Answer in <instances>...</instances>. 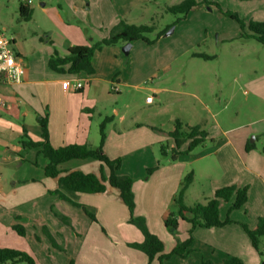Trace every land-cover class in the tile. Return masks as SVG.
Returning <instances> with one entry per match:
<instances>
[{"label":"crops","instance_id":"0c3cea01","mask_svg":"<svg viewBox=\"0 0 264 264\" xmlns=\"http://www.w3.org/2000/svg\"><path fill=\"white\" fill-rule=\"evenodd\" d=\"M183 1L65 0V3L69 5V10L75 14L74 19L80 17L91 29H96V33L89 29L82 30L77 26L76 28L81 31L67 32L65 38L56 37L55 39V31L51 30V35L45 42L47 46L43 49V58L40 60L46 68L42 73L45 78L34 79L38 72L35 69L32 72L27 71L23 60V57H26L25 52L22 49L16 51L23 66L20 82L17 84L0 82V94L6 101V105L0 108V196L6 194L3 172L10 167H14L16 170L23 169L27 173L16 178L14 183L33 179L28 178L32 177L29 176V171L33 168V163L26 155L29 154L28 151L36 152L37 149L24 148L21 141L25 132L34 141L41 140L42 132L38 117H47L49 140L54 148L72 144L90 145L97 148L100 144V124L105 118H111L112 121L106 127V141L103 149L112 160L130 155L136 149L148 148L156 141L160 144L162 138L168 140V151L166 155H163L165 165L162 174L158 175L163 181L161 188H158L161 190L160 196L156 193L157 191L155 192L156 198H161V195L164 197L166 193L168 206L180 189V183L190 171L193 173V182L186 191L185 205L206 203L214 198L217 190L237 185L240 188L248 187V202L251 201V196H255V200L261 208L257 214V221L264 216V148L260 151L257 146H254L255 148L252 150H246L249 144V134L241 131L246 129L247 124L239 123L237 118L240 111L236 110L231 116L230 120L235 125L230 126L220 120V112L211 110L207 96L203 93L202 85L199 84L200 79L197 78L199 74L193 69L186 70V67H178L179 54L177 52L144 53V49L140 46L149 44L137 41L132 46V49L136 48V51L133 55L128 56L123 51L126 43L120 42L105 46L101 51L95 53L92 59L95 71L93 75L85 72L58 74L48 66L49 59L55 51L63 58L68 56L71 48L91 46L100 42L108 35H112L122 20L129 25L152 26L153 23L163 20L165 14H169L166 11L168 7L179 5ZM196 1L200 4L199 8L192 11L186 20L177 23V29L181 28L180 31L185 34V43L189 44L190 49L198 43L199 35L203 30L200 21L192 18L200 17V15L210 16V13L225 17L215 6H207L206 3L218 4L224 11L237 14L245 23L264 21V0ZM26 7L31 9V5ZM188 22L192 26L184 25ZM204 24L203 27H211L212 31H215V24L209 22H204ZM158 25L160 26V24ZM170 25H167L165 29H169ZM159 26L155 27L156 31ZM209 30H205V38L211 35ZM170 35H163L162 39ZM13 40L16 48L17 44L14 38ZM159 40L155 44L161 41ZM177 40L179 44V39ZM26 58L29 66L30 57ZM191 58L200 59L195 56ZM66 81L79 82L84 87L77 92L71 89L64 90L62 83ZM132 91L149 92L156 95L151 103L146 102L150 113L147 121L130 117L128 112L130 104L124 102L125 104L119 107L118 101L127 99ZM148 96L150 95L148 94ZM233 99V96H229L227 101L231 103ZM209 116L214 119L212 125L215 127V132L212 130V125L207 126V117ZM176 122L181 123L183 127L198 126L207 132L208 136L202 150L196 148L189 154L178 156L173 161L171 156L172 149H176L175 141L172 138L157 135L151 130V127L169 133L174 131ZM259 131L264 135V126H261ZM235 132H239V134L232 135ZM208 141H215V143L210 146L207 144ZM189 144L190 141L184 142L177 148V152H185L188 150ZM169 152H171L170 156H168ZM73 161L66 162L67 164L72 163V165L62 164L61 171L82 170L80 165L83 163L79 164ZM42 165L44 166V161H42ZM120 170V175H127L123 173L122 168ZM216 171L220 173L217 174ZM215 173L218 176H214ZM234 174L237 178L234 177ZM154 176V174L151 175V182L155 181ZM198 178L205 179L208 183H205L206 185L201 188L197 187ZM49 180L51 179L49 178ZM51 182L56 188L57 184L53 180ZM226 204L223 202L220 208L221 221L227 219L226 215H222ZM168 206L162 213L163 221L170 215L171 208ZM184 215L187 219L191 218L187 212ZM248 216L247 218V215L244 214L240 218L234 214L231 216L234 223L225 227L196 228L193 231L191 254L185 259L174 255L164 264H204V261L218 264L216 260L220 261V264H224L225 260L230 257H237L244 264H248V261L251 264H258L255 257L257 251L253 248L249 236L242 227V224H245L252 230L258 222L252 221L253 215L250 217L248 214ZM181 225L190 227L187 221L180 219L178 227L181 228ZM179 228L173 233L165 228V233L176 234ZM154 260L159 264L158 258Z\"/></svg>","mask_w":264,"mask_h":264},{"label":"rangeland","instance_id":"374dc122","mask_svg":"<svg viewBox=\"0 0 264 264\" xmlns=\"http://www.w3.org/2000/svg\"><path fill=\"white\" fill-rule=\"evenodd\" d=\"M31 1L33 17L31 21H25L20 16L21 3L18 0H0V31L9 39H15L17 44L16 48L13 45L15 51L22 49L25 56L30 57L29 66L27 58L23 57V60L27 71L32 72L35 69L38 72L34 79L45 78L42 73L46 68L40 60L43 58V49L47 46L45 42L51 35V30L55 31L56 39L65 38L67 32L89 29L96 33V29H91L80 17L74 19L75 14L69 10L65 0ZM211 14L192 18L200 21L203 30L198 43L191 49L188 47L189 44L185 43V34L180 31L181 28L178 30L175 24L178 16L171 13L165 14L160 22L153 23L152 25L160 26L154 33L146 34V37L155 41L157 35L169 24L171 25L168 31L172 30L171 35L165 39L161 37V41L152 44L153 46L140 47L148 54H158L162 51L177 52L178 67L193 69L199 74L197 78L200 79L199 84L202 85L211 110L220 112L219 119L230 126L235 125L230 120L231 116L239 110L237 118L239 123L247 124L246 129L241 131L249 134V144L257 146L262 151L264 135L259 129L264 126V47L255 40L244 39L243 31L236 21L225 15L221 17ZM204 22L215 24V31L213 32L211 27H203ZM184 25L192 26L190 22ZM77 26L81 29L76 28ZM207 29H210L211 35L205 38ZM245 33L250 34L247 29ZM135 51L136 48L131 47L128 56L133 55ZM195 54H206L210 59H192ZM148 94L153 98L156 96L149 92L132 91L127 99L118 101L119 107L126 102L130 104L128 108L130 117L147 121L150 117L146 104ZM229 96L234 97L231 103L227 101ZM227 104L229 105L226 108ZM207 120V126H211L214 119L209 116ZM214 128L212 125L213 132ZM238 134L239 132H235L232 135ZM212 143L215 141L207 142L210 146ZM167 144L168 140L162 138L160 144L156 141L148 148L136 149L130 155L121 157V168L124 170L123 173L127 174L123 176H128L133 181L132 190L136 207L132 217L129 209L114 193L77 194L72 199L74 203L64 200L55 192L57 187L55 188L53 182L44 174L45 158L38 149L36 152L28 151L29 154L26 156L33 163V168L29 171V176L32 177L28 178L33 179L14 183L16 178L24 175V170L10 167L3 172L6 194L0 196V248L21 251L31 257L35 264H150L147 256L133 247L134 244L143 242L144 235L131 219L142 218L148 231L163 242L164 254L170 255L178 241L187 239L190 227L181 225L178 232L172 234V230L167 229L165 221L161 219L164 209L168 206L166 193L164 197L161 195V198H156L155 192L157 191L160 196L161 190L158 188H161L163 181L158 175L162 174L165 165L161 146ZM204 146L197 149L202 150ZM73 162L83 163L80 166L84 173L97 172L100 169V164L92 159ZM153 174L155 181L151 182ZM234 177L237 178L236 174ZM205 183L208 181L198 178L196 186L201 188L206 185ZM251 197V201H247V206L245 204L240 209L231 210L235 200L233 196L223 208L222 215L231 219L234 214L240 218L244 214L248 218L249 214L250 217L253 215L252 221L256 222L261 208L255 196ZM168 207L171 208L170 215L177 216V208L173 201ZM88 213L93 215L94 219ZM18 227L24 231L23 235H19L16 229ZM165 228L172 233H165ZM259 250L256 252V261L258 264H264V237L260 238ZM157 263L156 260L151 262ZM203 263L211 264L205 261ZM216 263L220 264V261L216 260ZM248 264L251 263L248 261Z\"/></svg>","mask_w":264,"mask_h":264},{"label":"trees","instance_id":"16d2710c","mask_svg":"<svg viewBox=\"0 0 264 264\" xmlns=\"http://www.w3.org/2000/svg\"><path fill=\"white\" fill-rule=\"evenodd\" d=\"M207 6H215L223 15L237 21L240 24L242 36L244 39H254L264 47V21H250L245 23L239 16L232 12H223V9L218 4H209ZM200 4L196 0H184L181 4L168 7L166 11L172 15H177L178 18L175 24L187 19L188 15L199 8ZM20 16L23 20L29 21L32 18L33 11L29 7L20 5ZM245 29L249 31V35L245 33ZM168 29L160 32L155 41H151L146 37V34H152L156 31L155 26H135L129 25L125 21H120L115 31L108 38L103 39L91 46H77L69 49L68 56L60 57L55 51L50 57L48 66L58 74H78L85 72L87 74H94V67L92 59L96 52L101 51L105 46L115 45L120 42L131 43L143 41L149 45L156 43ZM195 57L210 59L206 54ZM112 121L111 118H105L100 124V144L97 148L90 145L72 144L59 148H54L49 140L48 119L47 117H38V123L41 128V140L34 141L25 132L22 137V145L24 148L38 149L39 153L46 159L44 166V174L57 184L55 191L61 198L72 202L73 197L77 194L88 195H105L110 192L117 194L119 201L129 209L131 217L136 207L135 196L132 190L133 181L128 176L119 174L121 168V159H110L103 149L106 141V127ZM151 130L159 136L172 138L175 141L176 149H172L171 159L175 161L178 156L191 153L196 148L203 146L207 140V132L200 127H183L179 122L175 123L174 131L165 132L163 130L151 127ZM190 141L188 150L185 152H177L184 142ZM167 146H161V153L166 155ZM254 145L248 144L247 151L252 150ZM94 160L100 164V169L97 172L84 173L79 169L70 171H61L60 166L72 160ZM151 170L149 171V173ZM193 182V173L184 177L180 183L179 190L173 198V205L177 208V216L171 214L165 220V226L172 232H175L179 227V220L187 221L190 224L188 237L185 241H178L170 255L164 254V244L155 235L148 231L144 219H131V222L140 228L144 235L142 243L134 244L133 247L144 253L150 264L155 258H158L159 264H164L173 255L179 256L183 259L187 258L192 251L193 231L196 228H216L225 227L234 223L229 217L225 221L220 220V208L222 203L229 202L235 196L234 203L231 210H236L244 207L248 201L247 188H240L237 185H230L216 191L214 198L206 203H196L192 206H187L184 203L186 191L190 188ZM191 215L187 219L184 213ZM88 215L94 219L93 215ZM245 232L249 236L253 248L259 252L260 238L264 237V217H261L254 229H249L248 225L242 224ZM19 235H23L22 228H16ZM0 264H35L33 259L27 254L12 250L0 248ZM224 264H244L243 261L237 257H230L225 260Z\"/></svg>","mask_w":264,"mask_h":264},{"label":"built area","instance_id":"2783aa9c","mask_svg":"<svg viewBox=\"0 0 264 264\" xmlns=\"http://www.w3.org/2000/svg\"><path fill=\"white\" fill-rule=\"evenodd\" d=\"M22 5H32L31 0H18ZM14 40L9 39L3 32L0 31V82L5 81L8 84H17L20 82L23 74V66L19 60V56L14 50ZM64 90L71 89L74 92L83 89V84L79 82L70 83L66 81L62 83ZM152 96L146 98V102L151 103ZM6 105L4 97L0 94V108Z\"/></svg>","mask_w":264,"mask_h":264},{"label":"water","instance_id":"95a60500","mask_svg":"<svg viewBox=\"0 0 264 264\" xmlns=\"http://www.w3.org/2000/svg\"><path fill=\"white\" fill-rule=\"evenodd\" d=\"M171 33H172V30H171V31H168L165 35H169V34H171ZM131 47H132V44H131V43L126 44V45L123 47V51H124V53H126V54H130L129 52H130Z\"/></svg>","mask_w":264,"mask_h":264}]
</instances>
